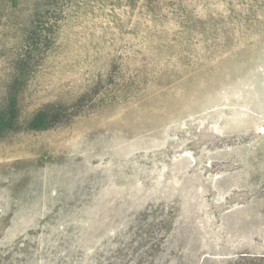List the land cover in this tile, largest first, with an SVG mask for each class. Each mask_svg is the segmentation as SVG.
<instances>
[{
    "label": "rangeland",
    "instance_id": "rangeland-1",
    "mask_svg": "<svg viewBox=\"0 0 264 264\" xmlns=\"http://www.w3.org/2000/svg\"><path fill=\"white\" fill-rule=\"evenodd\" d=\"M0 264H264V0H0Z\"/></svg>",
    "mask_w": 264,
    "mask_h": 264
}]
</instances>
